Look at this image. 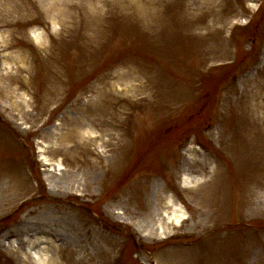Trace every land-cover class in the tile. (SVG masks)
I'll use <instances>...</instances> for the list:
<instances>
[{"label":"rangeland","instance_id":"1","mask_svg":"<svg viewBox=\"0 0 264 264\" xmlns=\"http://www.w3.org/2000/svg\"><path fill=\"white\" fill-rule=\"evenodd\" d=\"M0 264H264V0H0Z\"/></svg>","mask_w":264,"mask_h":264},{"label":"bare ground","instance_id":"2","mask_svg":"<svg viewBox=\"0 0 264 264\" xmlns=\"http://www.w3.org/2000/svg\"><path fill=\"white\" fill-rule=\"evenodd\" d=\"M226 28V27H225ZM124 146H125V144H124ZM169 204H166V205H164V209L166 210L165 211V215H163V217L164 218H167L168 219V222H171L172 223V225L173 224H176V220L174 219V216H175V212L173 211V212H171L170 210H171V205L169 206ZM167 211L169 212V213H167ZM59 248V247H58ZM88 261L89 262H91L92 261V258L91 259H88Z\"/></svg>","mask_w":264,"mask_h":264}]
</instances>
